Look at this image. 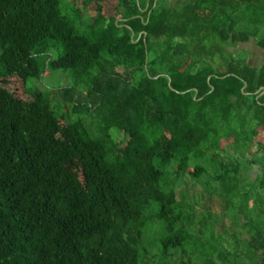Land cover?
<instances>
[{
	"label": "trees",
	"instance_id": "trees-1",
	"mask_svg": "<svg viewBox=\"0 0 264 264\" xmlns=\"http://www.w3.org/2000/svg\"><path fill=\"white\" fill-rule=\"evenodd\" d=\"M116 1L114 16L105 0H83L82 31L64 0H0V264H154L140 251L147 214L166 222V251L185 248L192 235L163 171L179 177L235 118L252 125L257 152L243 156L264 191V67L230 51L251 40L264 51V0ZM57 44L65 56L41 60ZM45 69L88 81L87 104L64 95L91 128L62 120L51 94L7 88ZM250 232L243 264H264V232ZM211 259L200 264L228 262Z\"/></svg>",
	"mask_w": 264,
	"mask_h": 264
},
{
	"label": "rangeland",
	"instance_id": "rangeland-1",
	"mask_svg": "<svg viewBox=\"0 0 264 264\" xmlns=\"http://www.w3.org/2000/svg\"><path fill=\"white\" fill-rule=\"evenodd\" d=\"M160 3L162 7L164 3L178 4L177 0H160ZM72 5H76L75 8ZM102 5L106 14L117 16L116 0H105ZM77 8L81 10L82 18ZM66 9L78 20L82 31H85L87 17L84 15L89 12L84 10L83 0L68 2L64 0V13ZM230 51L242 60L245 58L248 65L253 68L264 66V51L255 45L254 40ZM65 54L64 46L57 44L47 57L41 60H57ZM8 82L7 88L20 99L29 98L31 91L51 94L55 112L69 124L82 120L86 127L91 128L92 123H95L94 116H88L85 112H74L72 101L64 95V89H74L77 102L81 105L87 104L88 81H78L71 73L45 69L41 80L28 81L27 87L18 79ZM242 120L243 118L233 119L232 126L220 123L219 131L224 127V133L212 134L211 146L210 143L200 146V150L196 151V156L190 159L187 167L184 170L180 169L179 177L174 169L163 171L162 187L171 186L164 190L167 192L172 190L177 195L179 203L177 214L183 215L192 241L185 248L166 251L162 245L163 238L167 235L166 222L159 221L153 214H147L148 225L140 244L143 259H149L151 263L157 264L162 263L163 255L169 254L172 257L169 260L164 259V264H200L204 261L203 256L208 255L213 257L211 260L214 263L225 259L228 260L227 264H243V259L248 260L245 253L249 252V249L245 245L251 238L250 230L264 232V191L261 186L254 184L260 176L259 166L249 172L251 155H248L249 158L243 156L247 151L257 152V148H253V142L245 134L246 132L250 134L252 125H248L245 132L243 127L245 121ZM263 134L262 132L260 136ZM115 135L118 141L124 138L120 132H115ZM219 146L220 150H213ZM227 165L235 166L240 173L226 169ZM199 167L205 169L207 174L203 175L200 181H195L190 174ZM246 223L248 225L244 226ZM221 253L227 256L219 259L218 255Z\"/></svg>",
	"mask_w": 264,
	"mask_h": 264
},
{
	"label": "water",
	"instance_id": "water-1",
	"mask_svg": "<svg viewBox=\"0 0 264 264\" xmlns=\"http://www.w3.org/2000/svg\"><path fill=\"white\" fill-rule=\"evenodd\" d=\"M134 37V34H132V38ZM140 38V37H139ZM139 40V39H138ZM137 40V41H138ZM212 77H210V79H211ZM169 85H171V80H169ZM245 88H247V84H246V87ZM262 90H263V92H264V88H261Z\"/></svg>",
	"mask_w": 264,
	"mask_h": 264
},
{
	"label": "crops",
	"instance_id": "crops-1",
	"mask_svg": "<svg viewBox=\"0 0 264 264\" xmlns=\"http://www.w3.org/2000/svg\"><path fill=\"white\" fill-rule=\"evenodd\" d=\"M246 62H247V60H246ZM247 64H248V62H247ZM264 67V66H263Z\"/></svg>",
	"mask_w": 264,
	"mask_h": 264
}]
</instances>
